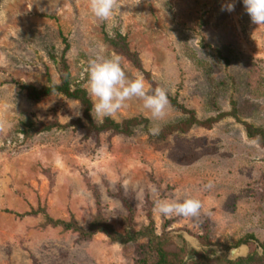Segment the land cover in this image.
<instances>
[{"label":"rangeland","instance_id":"1","mask_svg":"<svg viewBox=\"0 0 264 264\" xmlns=\"http://www.w3.org/2000/svg\"><path fill=\"white\" fill-rule=\"evenodd\" d=\"M227 3L234 11L221 10ZM115 4L112 19L101 21L89 0H0V264H135L145 240L122 246L99 234L78 241L44 225L48 215L86 228L98 213L120 233L152 224L158 235L169 232L178 245L182 236L189 248L213 256L229 258L242 246L261 254L258 243L242 240L264 242V146L259 137L249 139L243 124L229 116L210 130L195 127L162 141L142 128L132 137L97 135L69 126L83 117L79 102L53 95L32 103L14 84L43 88L47 74L60 83L62 33L71 45L74 88L85 89L91 58L116 55L130 79L143 78L148 94L164 88L199 119L229 113L235 101L243 122L264 129V25L251 22L242 0ZM116 33L127 37L152 83L106 41ZM110 117L146 118L161 130L187 116L169 102L156 120L131 98ZM27 119L67 127L21 141L19 123ZM81 189L88 195H76ZM140 189L144 203L137 207ZM162 198H195L202 209L195 219L156 216L153 202Z\"/></svg>","mask_w":264,"mask_h":264},{"label":"trees","instance_id":"2","mask_svg":"<svg viewBox=\"0 0 264 264\" xmlns=\"http://www.w3.org/2000/svg\"><path fill=\"white\" fill-rule=\"evenodd\" d=\"M61 37L65 49L59 61L60 83H54L49 74H47L48 85L43 88H36L31 85L13 82L25 92L27 99L32 103L37 104L53 95H62L68 99L79 102L83 108V117L73 121L69 126H74L76 129L84 128L89 133L100 135L102 133L111 132L114 135L132 137L138 128H142L149 132L151 124L150 120L142 117L125 119L122 122H116L111 117H105L101 123L95 121L91 114L92 99L88 95L86 89L81 87L74 88L72 85V73L67 59V53L69 52L71 45L64 34L61 33ZM105 38L116 52L127 58L136 68H138L150 83L153 82L151 74L143 69L139 55L131 51L127 37L120 33H116L115 36L110 37L109 35H106ZM153 91L154 88L150 91V94ZM167 96L171 105L181 110L187 117L177 124H169L163 127L158 135L151 134L152 138L162 141L176 133L188 134L195 127L210 130L225 117L230 116L245 126L249 139L259 137L264 146V129L243 122L239 114L237 102L232 101V110L229 113H220L215 117L199 119L196 112L189 110L185 105L180 103L177 96L173 97L168 93ZM66 127L67 126L62 127L58 123L43 124L39 121H31L27 119L26 121L19 123L18 135L21 138V141L27 142L41 133L52 131L55 128ZM41 212H44V210L40 209L31 211L28 215L37 216ZM44 225L52 228H60L65 233H72L77 236L78 241H91L99 234L104 235L110 243L120 244L122 246L136 244L141 240H145L146 251L143 256L135 262V264H185L187 257H191L192 259L188 264H264V242L259 243L257 238L253 235H248L242 240V243L248 245L258 243L259 248L262 249V253L259 254L257 251H252L246 257L230 260L227 254L213 256L216 252H207L203 250L197 251L193 248H189L187 242L182 236H180L182 239V245H178L174 240L175 237L169 232L158 235L152 224L143 227L136 232L126 230L125 232L120 233L115 230L101 213L95 215L86 228L79 225L75 219L69 221L55 220L48 215H46ZM140 247H142V245ZM225 248L227 249L228 247Z\"/></svg>","mask_w":264,"mask_h":264},{"label":"clouds","instance_id":"3","mask_svg":"<svg viewBox=\"0 0 264 264\" xmlns=\"http://www.w3.org/2000/svg\"><path fill=\"white\" fill-rule=\"evenodd\" d=\"M245 11L256 25H264V0H242ZM115 0H89V11L101 21H109L114 15ZM235 4L227 3L222 5V11H234ZM87 79L84 87L88 95L92 98L91 114L94 119L113 116L126 101L131 98H139L142 106L147 110L153 119H162L169 104L167 91L157 87L151 94L145 91V83L142 77L130 79L121 66L119 56L109 57L96 56L88 61L85 69ZM152 135H158L159 126L149 128ZM127 184V181L125 182ZM211 185H206L210 187ZM149 191L153 194L158 189L155 185L149 186ZM76 195H88L81 189ZM137 207H142L144 203V190L140 189L136 194ZM202 203L195 198L179 199H156L153 202V214L156 216L172 217L180 216L185 218H197L201 212ZM240 249H234L229 256L238 253Z\"/></svg>","mask_w":264,"mask_h":264},{"label":"water","instance_id":"4","mask_svg":"<svg viewBox=\"0 0 264 264\" xmlns=\"http://www.w3.org/2000/svg\"><path fill=\"white\" fill-rule=\"evenodd\" d=\"M238 249H244V252L243 253H241V252H238V254L236 253V254H234L233 256H229V259L230 260H236V259H238V258H240V257H245L246 255H248V248L246 247V246H242L241 248H238ZM234 250V249H233ZM231 253V252H230ZM229 253V254H230Z\"/></svg>","mask_w":264,"mask_h":264},{"label":"bare ground","instance_id":"5","mask_svg":"<svg viewBox=\"0 0 264 264\" xmlns=\"http://www.w3.org/2000/svg\"><path fill=\"white\" fill-rule=\"evenodd\" d=\"M239 252H241V253H243L244 252V249H240V251ZM238 254V253H237Z\"/></svg>","mask_w":264,"mask_h":264}]
</instances>
